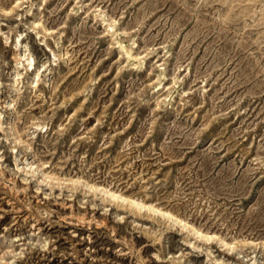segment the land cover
Segmentation results:
<instances>
[{
	"label": "rangeland",
	"instance_id": "374dc122",
	"mask_svg": "<svg viewBox=\"0 0 264 264\" xmlns=\"http://www.w3.org/2000/svg\"><path fill=\"white\" fill-rule=\"evenodd\" d=\"M0 264H264V0H0Z\"/></svg>",
	"mask_w": 264,
	"mask_h": 264
},
{
	"label": "bare ground",
	"instance_id": "6f19581e",
	"mask_svg": "<svg viewBox=\"0 0 264 264\" xmlns=\"http://www.w3.org/2000/svg\"><path fill=\"white\" fill-rule=\"evenodd\" d=\"M18 63H20V61H19V62H17V64H18ZM140 207H142V206H140ZM174 222H175V223H178V224H180V222H179V221H176V220H174ZM155 239H157V237H156Z\"/></svg>",
	"mask_w": 264,
	"mask_h": 264
}]
</instances>
